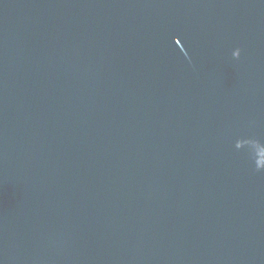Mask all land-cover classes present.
Segmentation results:
<instances>
[{
  "label": "water",
  "instance_id": "obj_1",
  "mask_svg": "<svg viewBox=\"0 0 264 264\" xmlns=\"http://www.w3.org/2000/svg\"><path fill=\"white\" fill-rule=\"evenodd\" d=\"M0 264H264V0H0Z\"/></svg>",
  "mask_w": 264,
  "mask_h": 264
}]
</instances>
